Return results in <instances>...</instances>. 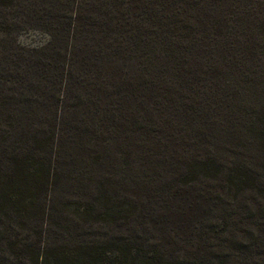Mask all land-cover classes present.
Returning <instances> with one entry per match:
<instances>
[{
  "label": "trees",
  "instance_id": "trees-1",
  "mask_svg": "<svg viewBox=\"0 0 264 264\" xmlns=\"http://www.w3.org/2000/svg\"><path fill=\"white\" fill-rule=\"evenodd\" d=\"M0 264H264V0H0Z\"/></svg>",
  "mask_w": 264,
  "mask_h": 264
},
{
  "label": "rangeland",
  "instance_id": "rangeland-1",
  "mask_svg": "<svg viewBox=\"0 0 264 264\" xmlns=\"http://www.w3.org/2000/svg\"><path fill=\"white\" fill-rule=\"evenodd\" d=\"M48 40H49L48 35H46L43 32H39V31L25 33L19 37V41L22 44H25V45L29 44L32 46H38V45L45 44Z\"/></svg>",
  "mask_w": 264,
  "mask_h": 264
}]
</instances>
